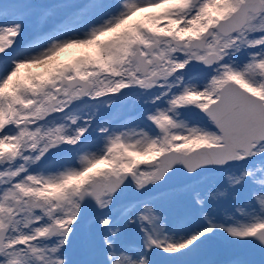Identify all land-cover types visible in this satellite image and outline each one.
Returning a JSON list of instances; mask_svg holds the SVG:
<instances>
[{
    "label": "snow or ice",
    "instance_id": "6c2138e0",
    "mask_svg": "<svg viewBox=\"0 0 264 264\" xmlns=\"http://www.w3.org/2000/svg\"><path fill=\"white\" fill-rule=\"evenodd\" d=\"M217 238L264 264V0H0V264H215Z\"/></svg>",
    "mask_w": 264,
    "mask_h": 264
},
{
    "label": "rangeland",
    "instance_id": "374dc122",
    "mask_svg": "<svg viewBox=\"0 0 264 264\" xmlns=\"http://www.w3.org/2000/svg\"><path fill=\"white\" fill-rule=\"evenodd\" d=\"M23 2L26 3H32V4H47V3H57L61 2V0H33L32 2H28V0H23ZM143 13H138L136 17H133V19H139L141 16H143ZM51 26H45L43 29H41L37 24L33 23L32 21H26L25 23V31L22 35V37L19 38L20 43L24 44L27 43L30 40H33L37 36L40 35L42 31H48V29ZM103 39V37H102ZM81 50L79 51V49ZM88 48V49H87ZM84 49H86L84 51ZM84 51V52H83ZM94 51L93 48L89 50V47H74L71 49L64 50L60 53H57L56 57L54 58L53 61L49 62V65L52 63H67L71 62L77 55L81 54H88L92 53ZM63 57V58H62ZM44 65H39V66H31L30 68H21V75L23 76L27 72H44L45 71ZM126 109L123 110V114L126 112V110H130L133 108L131 105H126ZM116 111L112 112V117H114V114ZM107 115H110L109 113H106ZM122 114V115H123ZM118 118V117H117ZM120 118V115H119ZM137 119V117L135 118ZM221 215H223V210H221ZM217 239H223V238H217ZM227 241V240H226ZM238 244L230 243L227 241L226 246H207L203 250H201L200 253H198L193 259L197 260H207V261H212L215 262V264H221V262L234 259V251L235 248ZM247 253V252H246ZM243 258H254V259H260V252L259 250L249 252L246 254Z\"/></svg>",
    "mask_w": 264,
    "mask_h": 264
},
{
    "label": "water",
    "instance_id": "95a60500",
    "mask_svg": "<svg viewBox=\"0 0 264 264\" xmlns=\"http://www.w3.org/2000/svg\"><path fill=\"white\" fill-rule=\"evenodd\" d=\"M178 179V178H177ZM93 209H89V213L92 214L93 213ZM219 244H224V241H220ZM257 248H252L250 246H242V245H238L237 250H236V254H240L243 253L245 251H254Z\"/></svg>",
    "mask_w": 264,
    "mask_h": 264
},
{
    "label": "bare ground",
    "instance_id": "6f19581e",
    "mask_svg": "<svg viewBox=\"0 0 264 264\" xmlns=\"http://www.w3.org/2000/svg\"><path fill=\"white\" fill-rule=\"evenodd\" d=\"M138 15V14H137ZM63 58V57H62Z\"/></svg>",
    "mask_w": 264,
    "mask_h": 264
}]
</instances>
